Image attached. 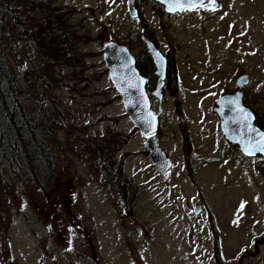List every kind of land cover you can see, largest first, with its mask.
<instances>
[{
  "label": "rangeland",
  "instance_id": "rangeland-1",
  "mask_svg": "<svg viewBox=\"0 0 264 264\" xmlns=\"http://www.w3.org/2000/svg\"><path fill=\"white\" fill-rule=\"evenodd\" d=\"M260 1H234L231 10L251 19L241 33L212 21L234 20L231 12L217 18L200 10L170 15L155 0H136L139 17L129 15L127 0H37L49 9L36 18L28 1L23 13L32 39L6 34L1 50L24 88L46 100L37 93L32 68L42 75L53 102L58 168L43 191L39 182L19 183L0 152V264H264V243L250 250H259L256 255L238 260L255 236L264 235V155H245L230 143L212 108L215 97L236 88L238 72L246 71L244 101L264 124V29L252 19ZM42 17L49 27L68 25L65 53L56 40L42 38ZM142 33L174 63L162 88L158 126L159 144L173 161L167 180L140 152L142 133L127 116L102 56L109 40L127 45L148 78L156 110L154 62ZM125 133L123 150L115 154L125 153L123 168L132 182L123 204L101 174L95 147H119L117 138Z\"/></svg>",
  "mask_w": 264,
  "mask_h": 264
},
{
  "label": "trees",
  "instance_id": "trees-1",
  "mask_svg": "<svg viewBox=\"0 0 264 264\" xmlns=\"http://www.w3.org/2000/svg\"><path fill=\"white\" fill-rule=\"evenodd\" d=\"M28 1L34 2L37 0H0V39L6 34H11L14 37L17 35L16 37L27 41L32 39L34 32L31 28L34 25V18L37 17L38 13H43L49 7L43 5L40 8L36 5L37 2L31 3L33 11L37 14L33 15L30 32L28 29V16L23 13V11L28 10ZM41 22L42 38L49 42L56 40L60 45L59 51L65 53L67 50L66 45L70 41L66 37H62L64 35V27L65 35L68 33V25L64 27L57 25L49 27V23L44 22L43 17ZM15 33L16 35H14ZM52 33L55 38L53 36L48 37ZM1 47L2 44L0 43V125L3 124V126H0V152L2 154L5 152L7 166L10 163L12 174L19 183L26 178L28 181L34 182L35 185L39 182L41 184L40 188L46 191L43 187L52 183L53 176L58 168L56 154L51 142L54 134V129L52 130L53 119L51 118L53 114L51 94L46 92L47 87L43 83L42 75L35 68L32 69L38 74L37 93L46 100L34 97L32 92L24 88ZM50 51L52 52L53 48ZM136 63L142 71L138 61ZM142 67L144 68L143 63ZM152 67L150 66V68ZM166 69L169 77L171 70H174L172 60L168 59ZM173 94L176 101V91H173ZM178 109L180 110V108ZM259 123L262 124L261 122ZM182 138L186 148V142H189V138L184 128L182 129ZM126 139V133L123 137L118 136L117 140L121 141L119 147H114L107 143L108 148L111 149L110 151L104 150L105 145L102 143H97L95 147L99 159H102V163L100 162L101 174L106 181L114 183L123 204L127 201L126 195H128V191L132 187V182L126 177L123 168L125 153L123 152L117 158L115 154L118 148L123 146ZM7 149L8 152H6ZM103 150L107 157L102 158ZM183 153L186 158L187 152ZM14 177L12 176V179L16 182ZM259 236L254 237L251 247L241 251L245 253L243 256L241 253L239 254L238 260L241 259L240 262L247 255H256L258 253L259 250L256 252L250 250L255 249L256 243H264V235Z\"/></svg>",
  "mask_w": 264,
  "mask_h": 264
},
{
  "label": "water",
  "instance_id": "water-1",
  "mask_svg": "<svg viewBox=\"0 0 264 264\" xmlns=\"http://www.w3.org/2000/svg\"><path fill=\"white\" fill-rule=\"evenodd\" d=\"M160 1L164 3L165 9L168 11L179 9L184 5L197 6L201 3V0H192L193 2L189 4L188 0H184L181 5L170 10L172 8V0ZM217 1L215 0V3H213V0H202V3L207 4V8H211L217 5ZM127 7L131 16L138 14L134 0H128ZM142 38L151 54L155 71L159 74L158 83L153 93L160 98V86L165 76L167 60L150 38L146 35H142ZM102 55L108 66L110 78L120 93L128 117L145 136L148 150L147 157L154 163L159 175L167 179L170 174L172 160L157 145L155 130L158 126V114L150 109L149 98L143 88L144 78L138 73L133 55L127 46L113 40L103 44ZM247 81L248 74L242 73L238 76L236 83L242 86ZM230 101H235V103H230ZM212 108L217 114L219 129L229 142L237 146L246 155H264V153L254 150L256 142L261 135H264V129L256 124L254 111L244 101L241 89L236 88L221 93L214 99ZM158 111H162L161 104L158 106ZM246 114L248 119H245ZM199 210L200 207L196 205L194 211L198 212Z\"/></svg>",
  "mask_w": 264,
  "mask_h": 264
},
{
  "label": "flooded vegetation",
  "instance_id": "flooded-vegetation-1",
  "mask_svg": "<svg viewBox=\"0 0 264 264\" xmlns=\"http://www.w3.org/2000/svg\"><path fill=\"white\" fill-rule=\"evenodd\" d=\"M155 1L160 3V5L162 7V10H163V13H167L168 12L165 9V6H164V4L161 1H159V0H155ZM234 1L235 0L230 1L231 2L230 4H224L223 0H218L217 1V6L214 7V8H211V9H208L207 6L204 5L203 7L197 6L195 8L184 7V8H181L180 10H178L176 12H172V13L168 12V13L170 15H173V14H176L177 12H179V11H187L188 15H190L193 10H200L202 13H205L206 15L207 14H216L215 18H217V17H220V16H224V15H222L224 12H226V14L231 12L234 15V20L229 16L228 18L221 17L217 21H214V20H212V21L215 22L216 25L219 28H220V24H222L224 22L225 23L224 28L228 32H234V33L248 32L247 28H248L249 24H251V19L249 17H247V16H244L242 13H240L238 8H235V9L231 10V8H232V6L234 4ZM260 3H261V9H254L253 15H252V19H253L254 23L256 22L258 28H263L264 29V0H261ZM135 4L138 7V15L141 16V10L139 9V6L137 5L136 0H135ZM217 14H219V15H217ZM150 38L156 44V41L153 39V37L150 36ZM233 38H234L233 35H230L229 36V41H232ZM227 43L230 44L229 42H227ZM230 45L232 46V44H230ZM262 59H264V55H263ZM243 72L247 73L246 71L238 72L236 80H237L238 76L241 73H243ZM248 76H249V74H248ZM248 83H249V78H248V81L245 84H243L242 86H244V85H246ZM260 126H261V128L264 127L262 124H260ZM120 150H122V149H120Z\"/></svg>",
  "mask_w": 264,
  "mask_h": 264
},
{
  "label": "snow or ice",
  "instance_id": "snow-or-ice-1",
  "mask_svg": "<svg viewBox=\"0 0 264 264\" xmlns=\"http://www.w3.org/2000/svg\"><path fill=\"white\" fill-rule=\"evenodd\" d=\"M184 2V0H172V8H170V10H173V8H175L178 5H181ZM188 3L191 4L192 0H188ZM213 3H215V0H213ZM200 6L203 7V3L201 0ZM230 103H235V101H230ZM241 111H243V109H241ZM245 119H248L247 114L245 115ZM248 150V149H246ZM254 150L264 153V135H261L260 139L256 142L255 146H254ZM244 207V204L241 205V208Z\"/></svg>",
  "mask_w": 264,
  "mask_h": 264
}]
</instances>
